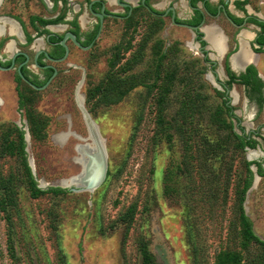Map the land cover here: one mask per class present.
Returning a JSON list of instances; mask_svg holds the SVG:
<instances>
[{"label": "rangeland", "instance_id": "rangeland-1", "mask_svg": "<svg viewBox=\"0 0 264 264\" xmlns=\"http://www.w3.org/2000/svg\"><path fill=\"white\" fill-rule=\"evenodd\" d=\"M114 1L107 0L109 9L123 12ZM170 1L151 3L160 2L164 9ZM0 5V13L21 17L31 33L32 15L50 18L61 12L64 24L78 14L83 33L97 24L88 15L86 0H68L63 9L52 0H0ZM179 5L184 10V1ZM137 11L131 21L106 19L91 50L71 47L68 59L56 64L60 74L47 89L34 93L20 84L17 89L34 100L29 118L23 116L26 108H18L14 72H0V264H140L141 238L157 264H214L223 251L241 254V264H264V248L245 239L241 223L245 213L264 240V177L242 192L247 162L263 160L264 154L249 158L251 150L238 145L233 133H243L232 130L221 111L223 96L215 91L212 71L193 44L194 34L169 18L158 19L144 8ZM0 24L17 34L13 23ZM218 24L231 32L225 21ZM65 29L53 26L59 34ZM2 31L0 26V35ZM213 31L225 39L217 26ZM206 32L212 39L209 28ZM32 45L31 54L47 49L43 40ZM7 50L9 55L15 51L12 43ZM115 58L119 61L111 68ZM218 72L224 80L220 68ZM111 75L117 82L116 92L110 93L114 102L100 103L96 88L107 85ZM160 96H165L162 127ZM81 103L107 151L106 179L93 191L34 195L19 133H29L25 153L37 187L68 189L82 169L76 147L86 143L80 137L89 135ZM237 107L246 116L248 133L259 128L264 112L257 120L248 119L253 108L246 103ZM257 140L260 151L264 140ZM182 162L190 173H179ZM168 188H173L171 195ZM132 207L129 222L124 218Z\"/></svg>", "mask_w": 264, "mask_h": 264}, {"label": "flooded vegetation", "instance_id": "flooded-vegetation-1", "mask_svg": "<svg viewBox=\"0 0 264 264\" xmlns=\"http://www.w3.org/2000/svg\"><path fill=\"white\" fill-rule=\"evenodd\" d=\"M92 1L93 0H86L88 4V15H93L97 19V24L92 30H88L86 33L82 32L81 27L80 30H78L73 24L75 19H78L80 17V15L78 14L67 20V23L64 24L60 23L61 20L58 21V18L61 16V12L50 18L42 17L39 15H32L35 17H41L44 20H50L52 22H32V16H30L29 25L33 31V33H31L27 27L26 22L21 17L13 14L0 13V22H9L17 26V34H12L11 32H7L3 24H0L3 29L2 34L0 35V51H3V55L0 54V66L4 68H0V72H14L15 81L17 83L16 90L20 82L23 81L30 87H32L30 84L32 83L38 88H42L36 89L32 87L33 89L41 92L47 89L53 81L55 82L56 79H58L60 70L58 69L56 64L65 61L58 60L62 59L66 55V50L61 45V41L67 32H72L73 34H75L78 41L83 46L86 47L92 45L89 50L94 47L95 42L97 41L96 36L100 28V19L99 17L92 14V12H90V4ZM121 1L123 3H130L132 7H123L116 3L115 0L113 3L123 9V12L117 13L116 11H112L109 9L107 0H96V2L92 5V9L97 13H101L103 4L105 5L106 15L104 17V24L105 20L108 18L123 19L126 21L136 12L135 10L144 8L157 18H169L174 26H178L173 21L174 13L175 22L178 24H188L190 26L200 27L204 22V26H206L204 28L206 38L208 37V33L206 32L207 28H209V34L213 38L215 37V32L213 31L215 26L220 29V31L226 38L227 49L226 52H223L221 56L215 55V60L218 61L217 64L207 62L209 65L208 67L212 71L213 76L217 78L216 88L225 93L224 98L227 99V103H229V105L232 107L233 120L235 122L236 128L239 129L243 134H245L247 139L249 140V145L245 147V150L250 149L258 151L256 149L260 145V143L257 139L264 140V134L262 133V131L264 130V121L259 124V128L252 129L248 133L244 125V118H246V116L243 114V110L241 108H238L237 106L241 103H246L247 106H251L253 108L251 114L249 115V117H247L248 119L254 117V119L257 120L264 112V0H171L169 5L164 9L160 7L162 3L159 2L157 4H152L151 0H145V2H143V0ZM183 1L185 3V6H183L184 10H182L179 5V3ZM54 2L55 1L52 0L53 6L55 5ZM58 2L63 9L64 6L68 3V0H59ZM181 11H183V13ZM165 14L167 15L165 16ZM220 20L225 21L231 27L230 33H227L226 29L218 24ZM78 23L80 25L79 20ZM53 26H65L66 29L64 30L63 34H59L58 32H55L53 30ZM182 28L188 29L186 27ZM188 30H190L194 34L192 39L193 44L199 45L203 49L205 45L202 42V37H200L201 32L191 29ZM58 36H62V38L58 39ZM37 40H43V42L47 46V49L43 48L42 50H44L48 54L47 56V54L42 53L38 56L39 66H36L35 62L37 51L33 54L30 53L31 49L33 48L32 44ZM207 40L209 39L207 38ZM10 41L13 42L12 44L15 48V51H11V55L8 54L10 51L7 50L8 43ZM242 41L246 42V47L249 52L250 58L248 61L244 62H241V60H239L238 66L235 67L233 58L237 54H239ZM67 45L69 48L68 57L71 53V47L79 48L72 42L71 39L67 41ZM26 48L27 50H25ZM211 49L214 50L212 47ZM204 50L205 49H203V52L199 53L205 60L207 53ZM214 52L216 54L219 53L215 50ZM208 53L211 54L212 51L208 50ZM207 58L211 59V57ZM219 68L224 75V80H222L219 76ZM19 70L22 72L27 81L20 76ZM18 77L21 78V81L18 80ZM48 82L49 84L46 85ZM45 85L46 87L43 88ZM229 90L230 93L228 92ZM234 94H236L237 96L235 97ZM17 103L19 108V99L17 100ZM82 105L83 104L81 103V106ZM35 106H37V104ZM22 112L23 116L26 117L24 111ZM252 139L257 140L258 142L256 143L255 147L250 146V144H253ZM258 152L264 154L263 145L262 147H260V151ZM249 161L254 162L253 165L257 167L256 173L262 179L264 175H260L259 173L261 171V168L264 170V159ZM251 187L249 188V191Z\"/></svg>", "mask_w": 264, "mask_h": 264}, {"label": "trees", "instance_id": "trees-1", "mask_svg": "<svg viewBox=\"0 0 264 264\" xmlns=\"http://www.w3.org/2000/svg\"><path fill=\"white\" fill-rule=\"evenodd\" d=\"M55 2V5L54 7H57V4L59 3L58 1L59 0H54ZM138 10V9H137ZM137 10H135L136 12L127 20V21H131L133 18H135V16L137 15ZM150 13V12H149ZM151 14V13H150ZM64 18V15L62 14L59 18H58V21L62 20ZM157 18V17H156ZM32 22H35V21H40V22H43V23H50L52 21L50 20H44L42 19L41 17H35V16H32ZM158 19H161V18H158ZM73 24L76 26V28L78 30H80V25L78 23V20L77 18L75 19V21L73 22ZM48 32V31H46ZM200 37H202L203 39V34L200 33ZM62 36H58V39H61ZM203 44L205 45L203 49H205L207 47V42L205 40L202 41ZM207 55H206V59L202 60L203 64L205 65H208L207 62L209 63H213L211 61L210 58H207L209 57V53L208 51L205 49L204 50ZM204 52V53H205ZM119 61L118 58H115L113 61H111V68L115 67L117 62ZM207 63V64H206ZM172 73L169 72V74L167 75L168 77H174ZM18 80L21 81V78L18 77ZM108 83L107 85H102V84H99V86L96 88L98 93H100V103L102 102H105L106 104H110L111 102H114V100H112L111 98V95L110 93L113 91H115V85L117 84L116 82V77L114 75H111V77L109 76L108 78ZM20 84H25L31 91H33L34 93L36 92H39L35 89H33L32 87L28 86L26 83H24L23 81L20 82ZM19 84V85H20ZM19 87V86H18ZM17 87V88H18ZM215 88V91H217V93L221 94V96H223L222 98V104L220 105V108H221V111L223 113V115L226 116L227 119H229L230 121V127H232V130L233 128H236L235 126V122L233 120V112H232V107L229 105V103H227V99H225V93L221 90H219L218 88L214 87ZM17 91V94H18V99H19V103H20V106H19V109L21 110V108H26L24 110V113L26 115V117H31L32 116V111H31V106H34L33 103H34V100H32L31 98H25L23 93L19 91V89L16 90ZM128 90H124V91H121L119 92V94L121 96L125 95L127 93ZM116 92V91H115ZM166 92H168V90L166 89ZM91 100V98H89V96H87L86 98V102H89ZM157 104H158V125L160 127L163 126L164 124V119H163V115H162V111L164 110L165 108V96H160L157 100ZM26 131H21L19 133V144L21 145V151H22V155H23V158H24V161H25V167H26V171H27V174L30 178V181L32 183V187L35 189L33 193H35L34 195H44L48 192H55V193H64V192H70L69 189H66V188H49V189H42L41 187L38 188L37 187V183L35 181V176L33 175V172H32V168L29 164V161L27 162L28 159H26L27 157V154L25 153V147H26V139H25V133ZM235 139L237 140L238 142V145L240 146V148H242L243 150H245V147L247 145H249V140L247 139L246 135L245 134H239L238 132H234L233 133ZM166 139L168 141V143H171L172 141V135L167 133L166 134ZM253 141V144H250L251 147H255L256 146V140L252 139ZM11 151H12V145L10 146L9 148ZM29 164V165H28ZM182 164L184 165V168L183 166L179 167L178 170H179V173H190L189 172V167L184 164V162H182ZM254 164V162L252 161H248L247 162V166H246V169L248 170V178L246 179L244 185H243V195L249 190V188L252 186V183H253V179H254V171L252 170V165ZM182 174V175H183ZM260 175H264V170L261 168V171L259 173ZM167 179L170 180L171 179V176L173 175V171H170L168 174H167ZM173 191V188H168V192H167V195H171L170 193H172ZM0 210L3 211L4 210V206H1L0 204ZM134 213H135V207H132L129 209V213L127 215H125V218L124 220H127V221H131L133 219V216H134ZM241 223H242V228H243V236L245 237V239L247 240H254L256 243H258L259 245H261L263 248H264V240H261V238L259 236H257L256 232L254 231V226H253V222L252 220L245 214V213H242L241 214ZM138 251L141 255V263L140 264H157L156 260H155V256L154 254L151 252V250L149 249V246H148V243L146 242V240H144L143 238H141L138 242ZM195 256H196V259L198 257V251L195 252ZM198 261V259H197ZM241 261H242V256L241 254L239 253H236V252H229V251H223V252H220L219 254H217L216 256V260H215V263L214 264H241Z\"/></svg>", "mask_w": 264, "mask_h": 264}, {"label": "water", "instance_id": "water-1", "mask_svg": "<svg viewBox=\"0 0 264 264\" xmlns=\"http://www.w3.org/2000/svg\"><path fill=\"white\" fill-rule=\"evenodd\" d=\"M96 0H93L90 4V12H92V14H94L95 16L99 17L100 19V28H99V32L96 36V39H98L100 37V34L103 30L104 27V17L106 15L105 13V5L103 4L102 7V12L101 13H97L95 11H93L92 9V5L93 3H95ZM143 2H145V0H143ZM116 3H118L119 5L123 6V7H128L131 8L132 6L130 5V3L126 2L123 3L121 0H116ZM149 8V7H148ZM150 9V8H149ZM167 14H165L166 16ZM173 21L175 24H177L178 26L181 27H186L188 29L194 30V31H200L203 34V40H205L208 45L205 48L207 51L211 49L210 45H209V41L206 38V34L204 31V28L206 26H204V22L201 24V28L200 27H194V26H190L188 24H178L175 22V13L173 14ZM71 39L72 42L78 46L79 48L83 49V50H89L92 45L89 46H83L77 39L76 35L73 34L72 32H67L62 41H61V45L65 48L66 50V55L58 60V61H64L67 59L68 55H69V48L67 45V41ZM13 43L12 41H10L8 43L11 44ZM196 48L198 49V52H203V49L199 46L196 45ZM47 54L44 50H37L36 53V57H35V62H36V66H39L38 64V56L40 54ZM212 54V53H211ZM211 54H209V57H211V61L215 64L218 63L217 60L213 59ZM17 55V54H16ZM48 56V54H47ZM50 58V57H49ZM13 64H14V60H13ZM1 69H4L3 67L0 66ZM216 72V71H215ZM19 74L20 76L27 81V79L23 76L22 72L19 70ZM214 83L217 85V78L214 77ZM32 87L36 88V89H42V88H38L36 85L30 83ZM49 82L46 84L48 85ZM46 85L43 87L45 88ZM230 93V90L228 91ZM83 112H84V116L88 122V127H89V135L86 138L80 137L82 140L86 141V143L84 144H78L77 145V150L78 152L81 154V160H79L80 164L82 165V169L81 172L76 176L70 179L71 184H73L74 186L69 187L68 189L72 192H80V191H93L96 188H98L106 179L107 176V172H108V162H107V151L104 145V142L102 141V137L99 133L98 127L96 125V123L94 122V120L91 118L90 114L86 111V109L83 107H81ZM26 129V128H25ZM27 130V129H26ZM27 137H29V133L27 132L25 134V139L27 142ZM90 140V142L88 141ZM29 164L32 168V172L33 175L36 176V172L35 169L32 167L31 162L29 160ZM255 168V169H254ZM252 170L255 173V179L253 182V185L251 187V189L254 187L255 181H256V177H260L255 170H257V167L255 165H252ZM250 189V190H251Z\"/></svg>", "mask_w": 264, "mask_h": 264}, {"label": "bare ground", "instance_id": "bare-ground-1", "mask_svg": "<svg viewBox=\"0 0 264 264\" xmlns=\"http://www.w3.org/2000/svg\"><path fill=\"white\" fill-rule=\"evenodd\" d=\"M15 30H16V28L13 27L12 28V32H15ZM209 40L211 42V45H210V42H209L210 47H212L215 51L219 52L218 54L215 53V55L216 56H221L223 54L224 50H225V39L222 36L216 35L214 38L209 39ZM8 49L9 50L11 49V44L8 45ZM249 58H250V56H249V52H248L247 47H246V42L242 41L240 52H239V54H237L233 58V63L235 65V67H237L238 63H239V60H241V62H244V61H248ZM81 84H80V86H81ZM234 95H235V97L237 96L236 94H234ZM78 98L82 102L80 94H78ZM2 103H3V101H2V98L0 97V104H2ZM27 138H28L27 139V141H28L30 136L27 137ZM260 155H262V154L260 152H258V151H253V150L249 151V158H255V157H258ZM259 182H260V177H256V181H255V184H254L255 187L259 184ZM67 184L68 183H65V185H67Z\"/></svg>", "mask_w": 264, "mask_h": 264}, {"label": "crops", "instance_id": "crops-1", "mask_svg": "<svg viewBox=\"0 0 264 264\" xmlns=\"http://www.w3.org/2000/svg\"><path fill=\"white\" fill-rule=\"evenodd\" d=\"M224 36V35H223ZM227 44H226V38H225V51H224V53L226 52V49H227Z\"/></svg>", "mask_w": 264, "mask_h": 264}]
</instances>
